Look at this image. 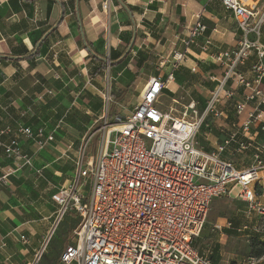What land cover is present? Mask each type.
I'll use <instances>...</instances> for the list:
<instances>
[{
	"label": "built area",
	"instance_id": "1",
	"mask_svg": "<svg viewBox=\"0 0 264 264\" xmlns=\"http://www.w3.org/2000/svg\"><path fill=\"white\" fill-rule=\"evenodd\" d=\"M221 3L236 22L240 34L236 46L215 47L206 35L204 10L194 14L192 25L178 37L182 49L174 48L160 62L169 63L170 71L150 77L138 103L126 113L122 104L115 116L107 112L100 117L101 140L93 155L87 154L91 137L82 139L74 175L52 195L58 208L28 264H40L68 212L81 221L59 264H215L194 246L215 199L234 196L246 202V215L264 217V141L257 139L264 132V0ZM193 47L221 66L219 76L209 77L217 85L203 109L196 100L182 110L166 106L169 83ZM251 56L256 61L253 76L248 77L241 67ZM190 69L198 73L200 66ZM87 83L92 84L91 77ZM102 98L107 107L110 93L103 92ZM229 105L235 116L232 131L215 149L206 150L198 141L200 131L212 127V119H226ZM18 131L4 142L13 163L8 174L34 167L20 134L40 148L55 139L54 132L47 135L43 129L19 126ZM234 145L235 154L252 151L253 162L246 169L224 157ZM232 227L233 221L227 220L213 229ZM22 239L28 240L25 235Z\"/></svg>",
	"mask_w": 264,
	"mask_h": 264
},
{
	"label": "crops",
	"instance_id": "2",
	"mask_svg": "<svg viewBox=\"0 0 264 264\" xmlns=\"http://www.w3.org/2000/svg\"><path fill=\"white\" fill-rule=\"evenodd\" d=\"M124 2L133 8V16H130L125 7L116 5L115 0H78L79 21L77 0H0V55L16 57L30 53L43 33L54 26L44 41L41 55L16 61L0 59V264H28L33 260L36 249L47 236L58 208L52 195L73 177L74 158L78 156L80 141L86 136L89 126L105 114L106 104L102 98V90L106 88L104 78L110 68L104 73L91 75L90 69L97 62L92 60L88 48L98 52L104 50L108 57L111 49L116 54L122 53L135 30L137 44L140 37L137 19L134 17L136 13L140 14V21L145 17L149 26V32L144 31L145 39L150 40L151 35L154 37L157 34V28L164 20L166 11L176 25L164 44H161V40L166 37L167 30L159 40L153 38L155 48L161 47L158 51L162 59L165 58L163 54L166 49L171 53L174 48L182 49L178 37L187 32V28L194 22V14L201 10H204V20L208 25L206 35L213 38L215 47L226 49L236 46L240 38L238 30L234 32L232 25H227L226 28L225 25H220L222 18L232 17L226 12L221 0ZM166 2L169 7L166 6L164 10L163 4ZM106 3L108 8L104 7ZM63 10L64 18L56 26ZM175 14L183 16L184 22L181 23L175 18ZM212 23L215 26L211 28ZM142 27L145 28V25ZM230 35L231 40H228ZM135 50L131 51L132 58L136 55ZM255 61L254 56L249 57L241 67L242 73L252 77ZM212 63L202 50L191 48L185 65L175 72L176 83L170 82L168 90L173 96H169L178 101L176 94L183 88V82L184 85L192 83L189 79L182 80L184 74L187 76L186 73L190 72L194 77H202L205 73L208 78L213 74L219 76L222 69L212 71L208 67ZM195 64L200 66L198 73H193L190 69ZM128 68L131 67L128 65ZM199 76L198 79L201 80ZM89 77L92 84L87 83ZM150 77L152 76L148 79ZM195 85L190 88L197 87ZM118 87L129 90L131 86L118 83ZM206 102L201 103V109ZM227 113L226 119H212V127H203L200 131L198 141L206 150L215 149L232 131L231 123L235 116L231 118L234 115L231 107ZM19 126L30 127L35 132L43 129L47 135L54 132L55 139L46 147L40 148L35 141L20 134V144L32 156L34 167L8 174L13 163L5 153L4 142L18 136ZM8 128L11 131H7ZM257 139L264 141V133H260ZM235 148L236 145L224 157L233 159L238 168L246 169L253 162L252 151L247 150L243 155H238L234 152ZM262 174L264 176V170ZM236 200L244 204L243 208L237 210L236 215L247 221V225L242 220L241 224L235 225L234 220V226L230 230L236 231L235 235L228 236L224 230L213 229L215 224H225L229 220L222 218L208 227L205 226L202 236L195 240L194 246L200 254L208 256L215 264H264V258L249 257V234L241 235V232L252 229L248 224L253 219L263 216L252 213L249 217L246 215V202L239 198ZM262 200L264 201V197ZM245 226L247 229H244ZM58 230L46 254L57 249L62 253L64 247L72 241L68 234H61L56 240ZM22 235L27 237V242L23 241ZM56 264H59V260Z\"/></svg>",
	"mask_w": 264,
	"mask_h": 264
},
{
	"label": "rangeland",
	"instance_id": "3",
	"mask_svg": "<svg viewBox=\"0 0 264 264\" xmlns=\"http://www.w3.org/2000/svg\"><path fill=\"white\" fill-rule=\"evenodd\" d=\"M163 4V3H161ZM166 4V5H165ZM163 9L165 10L166 6L169 7L168 2L163 4ZM141 12H144V10H141ZM180 12V11H179ZM177 14H179L177 12ZM177 14H175V18L179 19L181 23L184 22L183 20V16H178ZM147 16V15H145ZM135 19H137V27H138V37H140L139 41H137V44H135L136 46L134 47L133 50H135L137 48V46L141 45L140 48H138V50H135L136 55L132 58L131 62L129 63V68L125 73H123L120 76V79H131V87L128 91V99L124 100L123 103H119L116 104L114 103V99L112 98V100L110 101V104L107 105L104 113H110V111L112 109H116V111H120V105H125L124 110L121 109V111L124 113H126L128 110H130L134 105H136L140 99L139 97V91L141 90V88L145 85L146 81L148 80L149 76H153L155 74H159L162 73V75L167 74L170 69L171 66H169L168 64H164V65H160V62L163 60L162 57H160L159 51L161 47L159 46L158 48H155L156 45L154 43V37H156L158 40L159 38H161L165 32V30H167V32L165 33L166 37H164L161 40V44H164L166 41V38L169 37V33L171 31L172 28H175L174 26L176 24H174L173 20L170 19V14L166 11V14L164 15V20L161 21V24L159 26V28H157V34L153 37V35L150 36V40H146L145 37L146 35L144 34L145 32H149L148 28L149 26L146 24V20L145 17L143 18V21H140V14L136 13V15L134 16ZM223 20L221 21L220 25H225L224 28L227 27V25H232L234 28V32L237 29L236 26V22L234 19H232V17L230 18L229 16L222 18ZM143 25H145V28L142 27ZM215 24H211V28L214 27ZM181 31V30H179ZM232 35L229 36L228 40H231ZM227 40V41H228ZM166 52L163 54V56L166 58L169 55H171V51H169L168 49L165 50ZM145 56L149 57L147 60L145 58ZM211 60V59H210ZM203 61H206V59L203 58ZM213 63L210 64V67L213 70H218L221 68L220 65H218L217 63H215L214 61H212ZM140 63V64H139ZM204 65V62H203ZM209 68V69H210ZM207 69V70H209ZM187 76H185V74L183 75V79H189L192 81V83H189L187 85H184L183 82V88H180L179 92L176 94L177 98H178V103H176V101L167 94V96L164 98V102L166 106H175L176 109L178 110H182L184 105L188 104L189 102H191L193 99H195L196 101L199 102V105L201 106V103H203V101L206 102V100L211 96L210 93L212 90H214V87L217 85V82H213L208 80L209 78L207 77L206 73L204 74V76H199L201 77L202 81L198 79L197 77H194V75L189 73H186ZM190 75H192L193 77L189 78ZM105 79V83L106 84V88H104L102 91L104 93H111V89H112V82H111V73L110 70H107L106 73V77ZM184 80V81H185ZM177 78H176V73L174 76V79L171 80V83L175 82L176 83ZM171 83L169 84V86L171 85ZM196 84V85H195ZM197 86V87H192L191 86ZM194 90V91H193ZM111 97V94H110ZM231 103V102H230ZM230 107V105H229ZM233 114V113H232ZM111 115V114H110ZM231 118H234V115L231 116ZM95 119H97V117H95ZM230 123V122H229ZM228 123V124H229ZM102 124V120L101 119H97V121H94V123H92V126H89V129L87 130L86 133V137L90 136L91 140L89 142L90 147L87 149V154H91L93 155L95 153L94 151V147L96 146V143L94 142V136L98 135L99 136V127ZM98 140H101V136L98 137ZM84 142V141H83ZM98 142V141H97ZM80 143H82V141H80ZM238 200H236V198L233 196L232 197H220L214 200V202L212 203V206L208 212V219H207V224L206 227L210 226L212 223H216L217 220L220 219H232L234 218V220H236V225L241 224V217L237 216V210L243 208L244 204L243 202H237ZM77 216V215H76ZM78 217V216H77ZM243 224L247 225V221H243ZM249 228L252 226V229H248L245 232H241V235H248L249 237L248 239H250V236L252 235V233H257V234H263L264 233V218H257V219H253L252 222L250 223V225L248 224ZM68 233V236H70V241L73 239L72 237L74 236L71 231L69 232V230L67 229V227L61 225L58 233L56 234V240H58L60 238V236H62L61 234H65ZM260 232V233H258ZM228 236H233L235 235V233H233V235H229L227 232L225 233ZM247 239V240H248Z\"/></svg>",
	"mask_w": 264,
	"mask_h": 264
},
{
	"label": "trees",
	"instance_id": "4",
	"mask_svg": "<svg viewBox=\"0 0 264 264\" xmlns=\"http://www.w3.org/2000/svg\"><path fill=\"white\" fill-rule=\"evenodd\" d=\"M124 1V0H123ZM115 4L118 6H122L120 5L118 0H115ZM126 6H128V8L131 11V15L133 16V8L129 5L126 4ZM132 24V22H130ZM135 24V21H134ZM54 26H51L49 29H47L43 35L36 41L35 43V47L34 49L25 55H16V57L14 56H6L1 54L0 55V59L2 58L3 60H7V61H16L19 59H25L27 57H31V56H39L42 53V47L44 45L43 44L36 50L37 44L42 40L43 36L50 31ZM135 28H136V24H135ZM134 34H136V30L133 32ZM131 36L130 40H128L126 42L125 48L122 51V53H118L116 54L115 52H113V49L110 50V55L109 57L106 56L104 50L98 52L95 49H89V52L91 53V57L93 61H96V65H93L90 69V74H99V73H104L108 68H110V72H111V82H112V89H111V98L114 99V103L119 104L122 103L124 100H127V96H128V88L126 89H121L120 87H118V83L120 84H124L126 87H130L131 86V79L127 80V79H120V76L125 73L129 68L128 65L132 60L131 57V51L134 49L135 47V43L133 45V47L131 48V50L127 53V49L130 46L132 40H133V35ZM137 40V38H136ZM104 47V42H103V46ZM104 49V48H103ZM36 50V51H35ZM146 60L149 58L147 56H145ZM109 60V61H108ZM140 64V63H139ZM166 93L168 95L173 96V93L169 90L166 91ZM111 117L115 116L117 114L116 109H112L110 111ZM262 133V132H261ZM264 133V132H263ZM98 135L94 136L95 139V143L96 145L98 144ZM65 222L62 223L61 225L67 227V229L69 230V232L71 231V233L73 234V230L80 224L81 219H79V217L76 216V214L74 212H68L66 214V218H65ZM231 221H233V226H234V219H230ZM236 225V224H235ZM60 228V227H59ZM224 231H226L229 235H233L234 232L236 231H231L230 229H225ZM260 233V232H258ZM68 234L67 232L65 233V235ZM64 235V234H63ZM249 245H250V251H249V257L255 258V259H260V258H264V233L263 234H257V233H252V235L250 236V240H249ZM61 255V250L57 249L55 251H52L51 254H46L42 260L41 264H56L58 263L59 257ZM212 261V260H211Z\"/></svg>",
	"mask_w": 264,
	"mask_h": 264
},
{
	"label": "water",
	"instance_id": "5",
	"mask_svg": "<svg viewBox=\"0 0 264 264\" xmlns=\"http://www.w3.org/2000/svg\"><path fill=\"white\" fill-rule=\"evenodd\" d=\"M119 1V3H120V5H122L123 7H125L126 8V10L129 12V14H130V16H132L131 15V11H130V9L128 8V6H126V3L123 1V0H118ZM76 8H77V16H78V19H79V21H81V19H80V13H79V8H78V0H77V5H76ZM64 18V10L62 11V14H61V18L59 19V21H58V24L56 25V26H58L59 24H60V22H61V20ZM55 26V27H56ZM51 31H48L44 36H43V38H42V40L37 44V47H36V50L42 45V43L46 40V37L48 36V34L50 33ZM133 40H132V42H131V44H130V46L128 47V49H127V53L131 50V48L133 47V45H134V43H135V41H136V38H137V36H136V34H134L133 35ZM84 38V37H83ZM84 40H85V38H84ZM35 50V51H36ZM109 61V60H108Z\"/></svg>",
	"mask_w": 264,
	"mask_h": 264
}]
</instances>
